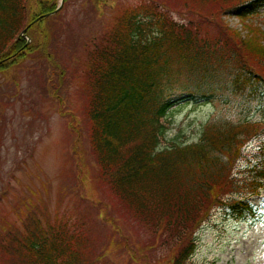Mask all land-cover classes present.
I'll return each mask as SVG.
<instances>
[{"label":"trees","instance_id":"16d2710c","mask_svg":"<svg viewBox=\"0 0 264 264\" xmlns=\"http://www.w3.org/2000/svg\"><path fill=\"white\" fill-rule=\"evenodd\" d=\"M107 1L64 0L46 18L58 7L55 0H0V73L38 53L51 64V83L54 70L61 76L66 69L62 58L60 66L53 60L69 25L65 11L77 2L82 12H99ZM127 1L116 0L69 75L73 88L78 80L87 84L80 123L87 126L93 180L114 199L121 220L145 234L144 245L136 247L111 217L92 223L95 206L66 185L65 171L54 210L48 198L33 194L21 212L16 203L7 210L0 196V264H117L114 257L156 264L158 250L167 264H193L194 234L214 209L237 222L259 218L248 198L264 188V64L259 71L254 66L264 63V32L247 20L264 0ZM227 14L246 37L224 23ZM184 101L217 103L227 112L212 116L197 142L160 149L165 119ZM4 105L9 102L0 100ZM254 141L245 163L235 164ZM96 229L109 230L112 241L98 244Z\"/></svg>","mask_w":264,"mask_h":264},{"label":"rangeland","instance_id":"374dc122","mask_svg":"<svg viewBox=\"0 0 264 264\" xmlns=\"http://www.w3.org/2000/svg\"><path fill=\"white\" fill-rule=\"evenodd\" d=\"M76 1L80 3L83 0ZM134 1L128 0L126 3L134 5ZM77 2L65 11L69 25L60 37L63 44L60 57L54 53L53 60L60 66L62 58L66 66L61 76H58L59 68L54 70L49 83L47 78L51 64L38 53L8 72L0 73V100L3 104L9 102V105L0 108V124L5 119L0 141V196L5 194L3 201L7 210H11L16 203L17 211L20 209L21 212L24 208L22 202H27L30 194L34 195L33 199L48 198V206L54 210L58 187L65 184L62 175L68 171L66 185L77 192L79 199L83 198L85 205L96 208L89 215L92 223L103 216L115 219L117 224L123 223L122 232L129 238L132 236L138 247L144 245L145 234L127 220H121L114 199L105 187L98 186L93 180L96 166L83 130L84 127L87 130V126L82 125L85 119L82 118L84 109L81 98L86 96L87 84L78 80V86L73 88L69 75L78 60L86 56L90 35L102 30L100 24L108 20L116 0H108L109 5L100 6L99 12H82ZM222 20L238 31L241 38L246 37L247 30L232 14L225 19L222 16ZM247 21L264 32V8ZM51 28L56 32L57 25L51 23ZM45 31L49 37L48 25ZM263 64L258 62L254 66L259 71ZM55 82L61 87V94L55 93ZM226 112L217 103H178L165 119L167 131L161 138L159 148H169L172 143L185 145L197 142L207 120L217 113ZM80 120L83 122L80 123ZM256 145L255 141L248 144L246 152L235 164L243 165L248 151ZM248 200L259 212L256 220L235 222L220 209L211 212L194 234L196 249L191 258L193 264H264V189ZM72 201H76L73 194ZM121 213L125 214L123 211ZM96 233L94 237H97L98 244L112 241L109 230L101 232L96 229ZM94 247L100 248L95 243ZM137 256L142 258L150 254L137 251ZM153 256L156 264H167V254L163 255L158 250ZM114 259L117 264H140L136 257L121 261Z\"/></svg>","mask_w":264,"mask_h":264},{"label":"water","instance_id":"95a60500","mask_svg":"<svg viewBox=\"0 0 264 264\" xmlns=\"http://www.w3.org/2000/svg\"><path fill=\"white\" fill-rule=\"evenodd\" d=\"M63 1V0H62Z\"/></svg>","mask_w":264,"mask_h":264}]
</instances>
